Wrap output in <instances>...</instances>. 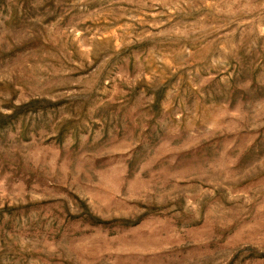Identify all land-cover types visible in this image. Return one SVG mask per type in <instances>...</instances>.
I'll list each match as a JSON object with an SVG mask.
<instances>
[{
    "label": "rangeland",
    "instance_id": "obj_1",
    "mask_svg": "<svg viewBox=\"0 0 264 264\" xmlns=\"http://www.w3.org/2000/svg\"><path fill=\"white\" fill-rule=\"evenodd\" d=\"M0 264H264V0H0Z\"/></svg>",
    "mask_w": 264,
    "mask_h": 264
}]
</instances>
